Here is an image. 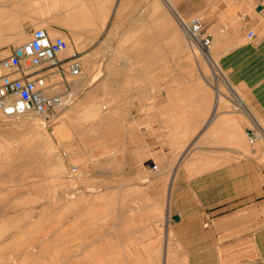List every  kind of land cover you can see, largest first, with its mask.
Wrapping results in <instances>:
<instances>
[{"label":"rangeland","instance_id":"1","mask_svg":"<svg viewBox=\"0 0 264 264\" xmlns=\"http://www.w3.org/2000/svg\"><path fill=\"white\" fill-rule=\"evenodd\" d=\"M39 5L31 0H0L2 55L29 41L33 30L47 29V25L22 22L46 15L45 10H38ZM94 11L90 18H80L76 32L70 29L68 34L53 35L69 41L65 55L78 51L82 56L81 77L69 76L65 82H58L59 72L49 67L51 91L65 94L67 104L46 115L29 112L6 117L0 109V264H165L166 240L173 250V233L166 231L173 222L169 211L173 174H164V163L155 156L150 164L152 169L158 165L159 170L143 178L150 184L144 190L133 182L134 167L121 159L127 152V111L132 90L142 93V79L135 80V85L141 86L137 88L132 86L136 73H115L114 86L104 89L105 95L100 98L104 103L98 104V9ZM152 16L164 21L160 25L152 23V32L156 28L167 31L152 34V67L164 62L211 64L206 52L190 41L181 20L169 14L160 0H152ZM116 59L119 63H142L141 55L133 59L122 56L119 50ZM153 74L151 89L158 95L160 89L154 84ZM167 74L166 92L172 101L168 110L174 106V96L180 95L184 117L190 116L194 108L191 102L196 98L194 89L185 78L176 83L169 77L178 72ZM216 76L212 82L216 104L222 101L234 107L229 102L235 96L232 87ZM244 112L248 127L254 128L250 114ZM175 121L167 120L166 157L190 160L185 164L188 166L193 160L206 159V153L189 149L194 137L189 134L190 120L184 118L182 127H175ZM246 142V158L263 165L264 139L259 136L252 142L247 133ZM209 155L212 159L213 153ZM75 166L78 170L74 173ZM262 183L254 190L262 193L264 180Z\"/></svg>","mask_w":264,"mask_h":264},{"label":"crops","instance_id":"2","mask_svg":"<svg viewBox=\"0 0 264 264\" xmlns=\"http://www.w3.org/2000/svg\"><path fill=\"white\" fill-rule=\"evenodd\" d=\"M31 1H38V10H45L46 15L31 16L22 22L47 25L52 36L75 31L76 24L82 22L80 18L86 20L98 9V104L104 103L100 99L105 95L104 89L114 86L115 73H136L132 75V86L137 88L141 86H136L135 80L142 79V93L132 90L127 111V152L121 159L134 167L133 182L144 190L150 184L143 178L159 170V166L155 171L150 164L155 156L164 163V174H173L169 193L173 222L166 231L173 233L174 246L170 251L172 246L168 248L166 240L164 263L264 264V186L262 193L254 190L263 184L264 163L260 166L257 160L246 158L250 127L240 106L244 103L253 113L252 123L260 133L264 125V0H171L176 12L166 0H160L161 6L176 19H204L211 50L218 55L231 82L235 96L229 102L234 107L222 101L216 104L212 64L164 62L152 67V34L167 32L160 28L152 32V23H164L152 16V0H44V4L42 0ZM252 32L254 36H250ZM118 50L133 59L141 55L142 63L117 62ZM151 72L160 89L158 95L151 89ZM168 72H178L169 77L176 83L185 78L194 89L196 98L191 102L194 108L190 116L184 117L180 95L174 96V106L168 110L172 103L166 92ZM184 118L190 120L189 134L194 136L189 149L208 155L206 159L193 160L189 166L185 164L190 160L166 157L167 120L174 119V126L182 127ZM115 151L120 153L119 149ZM209 153H213L212 159ZM176 215L179 221L174 219Z\"/></svg>","mask_w":264,"mask_h":264},{"label":"built area","instance_id":"3","mask_svg":"<svg viewBox=\"0 0 264 264\" xmlns=\"http://www.w3.org/2000/svg\"><path fill=\"white\" fill-rule=\"evenodd\" d=\"M181 24L192 43L205 52L211 49L212 41L202 17ZM68 49L66 37H53L47 29L37 28L26 43L11 48L7 55L0 52V109L5 116H22L29 112L46 115L67 104L65 94L51 91L53 84L49 67L61 74L58 82H65L69 76L80 77L83 72L80 52L63 55ZM247 133L252 142L259 138L255 127L248 129ZM154 169L157 170L158 165H154ZM77 170L75 166L72 171L75 173Z\"/></svg>","mask_w":264,"mask_h":264},{"label":"bare ground","instance_id":"4","mask_svg":"<svg viewBox=\"0 0 264 264\" xmlns=\"http://www.w3.org/2000/svg\"><path fill=\"white\" fill-rule=\"evenodd\" d=\"M166 2L168 3V5L170 6V8H171V10L173 11V12H176V11H174L175 9H174V6L172 5V1L171 0H166ZM178 17H179V15H178ZM181 20V22H183L184 20L183 19H180ZM21 22V21H20ZM18 27H19V25H17ZM44 29H46V28H44ZM48 31V30H47ZM49 32V31H48ZM50 33V32H49ZM51 34V33H50ZM194 46V45H193ZM212 49V48H211ZM209 50V51H207L206 53H205V56H206V59L214 66V71H215V75H217L221 80H223V81H225L229 86H232L231 85V82H230V80L228 79V77L226 76V74H225V72H224V70L222 69V67H221V65H220V62H219V57H218V55H216V53H214V52H212V50ZM204 52V51H203ZM63 55H65V54H63ZM58 75H59V79L57 80V81H59L60 79H61V74L60 73H58ZM216 76V77H217ZM53 80V79H52ZM70 83V82H69ZM68 83V84H69ZM233 89V88H232ZM235 93L237 94V96H239L238 97V99L240 100V95H239V93H238V89H237V91H235ZM220 96V95H219ZM241 106H242V108L246 111V112H248L249 114H250V117H251V122H254V119L252 118V116H254L253 115V113L250 111V109L244 104V103H241ZM7 117V116H6ZM12 117V116H11ZM259 136H260V138H262V139H264V126L262 125V131L260 132V134H259Z\"/></svg>","mask_w":264,"mask_h":264},{"label":"water","instance_id":"5","mask_svg":"<svg viewBox=\"0 0 264 264\" xmlns=\"http://www.w3.org/2000/svg\"><path fill=\"white\" fill-rule=\"evenodd\" d=\"M174 219L176 220V221H179L180 220V217L179 216H174Z\"/></svg>","mask_w":264,"mask_h":264}]
</instances>
